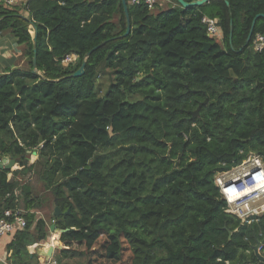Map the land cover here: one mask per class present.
<instances>
[{
  "label": "trees",
  "instance_id": "obj_1",
  "mask_svg": "<svg viewBox=\"0 0 264 264\" xmlns=\"http://www.w3.org/2000/svg\"><path fill=\"white\" fill-rule=\"evenodd\" d=\"M127 1L132 29L122 38V0L0 5V32L9 30L30 58L27 69L0 75V158L20 165L39 148L46 157L42 177L63 213L53 217L70 229L60 238L64 255L89 257L99 245L113 264L125 252L129 264H264L254 250L264 216L242 226L215 184L218 172L250 154L264 159V51L253 48L256 34L264 35V0L187 9L174 0L177 6L157 14ZM204 16L218 19L221 41L208 35ZM31 27L38 69L61 81L32 73ZM103 42L85 74L68 77ZM72 54L80 61L63 65ZM104 70L114 79L100 96ZM12 172L0 167V213L19 208ZM25 218L7 247L11 264H39L27 248L48 239L44 220L33 228L29 211Z\"/></svg>",
  "mask_w": 264,
  "mask_h": 264
},
{
  "label": "built area",
  "instance_id": "obj_2",
  "mask_svg": "<svg viewBox=\"0 0 264 264\" xmlns=\"http://www.w3.org/2000/svg\"><path fill=\"white\" fill-rule=\"evenodd\" d=\"M29 0H0V5L19 6ZM160 0H129L131 5L146 4L153 8ZM208 35L211 38L222 39L223 34L218 24V19L209 16L202 18ZM256 52L264 51V35L258 33L253 40ZM75 54L67 55L63 60L64 65L75 62ZM43 147V143L40 144ZM2 159H0V164ZM222 199L226 202V213L238 218L242 226L259 222L264 216V159L257 154H250L241 164L231 169L218 172L215 177ZM25 210L5 209L0 213V238L10 236L16 231L27 227ZM259 253L264 257V242L260 241ZM44 264H56L53 258L44 261Z\"/></svg>",
  "mask_w": 264,
  "mask_h": 264
},
{
  "label": "rangeland",
  "instance_id": "obj_3",
  "mask_svg": "<svg viewBox=\"0 0 264 264\" xmlns=\"http://www.w3.org/2000/svg\"><path fill=\"white\" fill-rule=\"evenodd\" d=\"M177 4L174 0H160L153 8H150V11L153 14H157L160 11L167 10L171 7H175ZM119 16L114 17V21H118ZM30 33L34 35V29L31 27L29 29ZM221 41V39L219 40ZM26 54V52H25ZM27 66L29 65L30 58L26 54ZM80 60L77 59L75 62L71 63L72 65H76ZM70 64V65H71ZM64 65V64H63ZM67 66V65H66ZM30 68V67H29ZM114 76L110 70H104L99 74V77L96 81L97 90L100 96H103L107 89L109 88L111 82L113 81ZM139 96H134L132 99H138ZM10 160L14 161L12 168L14 172L9 175L10 181L15 185V193L20 196L22 200L21 208L25 211H29L30 215L33 217V228L36 225V222L40 219L44 220L47 225L48 223L55 226L54 233L48 237V239L44 242L37 243L38 247L35 251H30V247L27 248V254H37L39 259V264H44L45 255L41 253L49 251L51 246L54 247V252L52 258L58 262V264H86L88 259H92L94 264H113L110 261H107L105 258H101V252L99 250V245L96 246V253H92L89 257H71L70 251H66L67 254L61 253V251L68 250L61 241V233L60 230H63L59 226H57V221L54 219V210L57 207L55 203V196L52 187H48L46 181L42 177L43 169L41 162H45L46 157H43L41 154L40 148L33 153H30L22 158L21 164L17 165V160L13 159L10 156ZM29 194H28V193ZM27 201H32L30 204V208H27ZM29 209V210H27ZM49 230V229H48ZM55 234H57V238L52 241ZM103 241V240H102ZM71 251L77 250L80 252L84 251V247L73 245L70 249ZM24 255V256H25ZM43 259L42 260L40 259ZM10 263V262H9ZM130 263V253L125 252L123 259L120 263L115 264H129ZM11 264V263H10Z\"/></svg>",
  "mask_w": 264,
  "mask_h": 264
},
{
  "label": "water",
  "instance_id": "obj_4",
  "mask_svg": "<svg viewBox=\"0 0 264 264\" xmlns=\"http://www.w3.org/2000/svg\"><path fill=\"white\" fill-rule=\"evenodd\" d=\"M179 5L181 7H183L184 9H187V8H191V7H200L206 3H209L210 1L212 0H193L191 2H188L187 0H176ZM122 3H123V6H124V9H125V13H126V18H127V29H126V32L124 33V35L121 36L122 37H126L128 36L130 33H131V21H130V16H129V5H128V1L127 0H122ZM263 15L259 14L256 16V18L254 19L253 21V25H252V28L250 30V34H249V38H248V41L247 43H249L252 35H253V31H254V27H255V24H256V21ZM34 29V33H36V27H33ZM35 35V34H34ZM106 42H103L99 45H97L96 47H94L91 51H89L83 58V62H82V65L81 67L79 68L78 71H76L75 73L69 75L68 77L70 78H78V77H81L85 74V71H86V66L88 64V61H89V58L90 56L92 55V53L94 51H96L97 49H99L100 47H102L103 45H105ZM210 47V44H205L204 45V52H207L208 49ZM32 73L38 77H40L41 79L43 80H47V81H51V82H59L61 81L62 79H58V80H48L45 76V73L40 71L38 69V66H37V43H36V35H35V38H34V57H33V70H32ZM66 77V78H68ZM142 78H137V81L141 80ZM199 115V108L193 113V116H197ZM110 133H112V130H110ZM0 159H2V163L0 164V167L2 169H11L12 168V165L14 164V161H11L10 160V156L9 155H5L3 157H1ZM178 161H176V164H177ZM70 213V211H67L65 214H68ZM62 213L61 209L59 207H56L55 210H54V216H60ZM52 231L54 232L55 231V226H52ZM70 231V229H63V230H60V233L61 235L63 233H66ZM262 242H264V239L262 240ZM260 244L261 242H257V244L255 245L254 247V250L257 254V256L259 257V259L261 261H264V257L259 253V247H260ZM53 252H54V247L51 246L49 248V251L47 252H43L41 253L42 255H45L46 258L45 260L48 261L50 258H52L53 256Z\"/></svg>",
  "mask_w": 264,
  "mask_h": 264
},
{
  "label": "crops",
  "instance_id": "obj_5",
  "mask_svg": "<svg viewBox=\"0 0 264 264\" xmlns=\"http://www.w3.org/2000/svg\"><path fill=\"white\" fill-rule=\"evenodd\" d=\"M13 69H27V59L25 48L19 44L18 39L8 30L0 32V75L7 73ZM19 208H21L22 200L19 199ZM26 213L28 211H25ZM51 224L48 223V237L54 232ZM56 230V229H55ZM53 236V235H52ZM54 237H57L55 234ZM13 240V235L0 238V264H10L8 261V244ZM54 238L52 239V241ZM30 247V246H29ZM38 244H33L30 251H35ZM29 249V248H28ZM43 262V259L40 258Z\"/></svg>",
  "mask_w": 264,
  "mask_h": 264
},
{
  "label": "bare ground",
  "instance_id": "obj_6",
  "mask_svg": "<svg viewBox=\"0 0 264 264\" xmlns=\"http://www.w3.org/2000/svg\"><path fill=\"white\" fill-rule=\"evenodd\" d=\"M57 237H54V240L56 239Z\"/></svg>",
  "mask_w": 264,
  "mask_h": 264
}]
</instances>
